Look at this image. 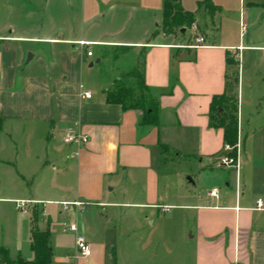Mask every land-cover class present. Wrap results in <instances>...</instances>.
<instances>
[{
    "label": "crops",
    "instance_id": "1",
    "mask_svg": "<svg viewBox=\"0 0 264 264\" xmlns=\"http://www.w3.org/2000/svg\"><path fill=\"white\" fill-rule=\"evenodd\" d=\"M166 1L42 0L43 35L0 29V248L14 249L12 260L32 261L36 214L51 264H264V56L236 50L264 48V0H211L214 12L179 0L194 24L172 34L162 30ZM196 36L204 47H191ZM104 64L108 78L84 82ZM139 67L158 126L106 101ZM236 90L242 154L230 177L216 165L223 130L210 116L213 99ZM68 130L87 145L64 144ZM184 166L186 182L172 176ZM15 201L36 205L23 213ZM69 224L91 247L87 261L75 260Z\"/></svg>",
    "mask_w": 264,
    "mask_h": 264
},
{
    "label": "trees",
    "instance_id": "2",
    "mask_svg": "<svg viewBox=\"0 0 264 264\" xmlns=\"http://www.w3.org/2000/svg\"><path fill=\"white\" fill-rule=\"evenodd\" d=\"M175 2L172 5V2ZM211 4V0H204ZM215 7L211 6V11H215ZM194 24L193 15L184 12L179 4V0H167L164 6L162 30L164 33L172 34L178 30L191 28ZM237 75L233 78L232 84H237ZM228 90V89H227ZM231 91V88H229ZM132 94L129 89L124 85L116 86L112 91L106 93V101L109 104L120 105L124 110H140L143 113L142 124L158 126V113L159 108L157 102L147 95L143 100L134 102L133 99L124 101L131 98ZM130 96V97H129ZM133 97V96H132ZM222 109L221 114L218 110ZM210 125L215 128L223 130V144L224 147L228 146L233 148L237 144L238 138V103L234 96L226 97L223 95L219 98H214L211 106ZM233 156L234 150L231 152L224 151L219 155ZM32 229H31V242L30 250L33 253L32 261H25L22 258L12 260L6 249L0 248V264H51L52 252L49 247L50 233L46 228L38 230L35 227L37 222V215L32 214Z\"/></svg>",
    "mask_w": 264,
    "mask_h": 264
},
{
    "label": "rangeland",
    "instance_id": "3",
    "mask_svg": "<svg viewBox=\"0 0 264 264\" xmlns=\"http://www.w3.org/2000/svg\"><path fill=\"white\" fill-rule=\"evenodd\" d=\"M42 0H0V29H3L4 26L6 24H9L11 27L13 28L14 32H19L20 34H23L25 36H41L46 32V29L44 27H41L40 25L43 24L45 21H47V13L45 10V8L42 6L41 4ZM174 1L172 2V5H174ZM199 6L201 8H203L204 10H206L207 12L211 11V4L201 0L199 2ZM42 9H44L43 11H41ZM41 11V12H40ZM236 15H238V5L236 7ZM40 19V20H39ZM243 22V21H242ZM243 24V23H242ZM240 25V27L235 24V31L236 34L237 32L239 33V29H241V27H243V25ZM9 28V29H10ZM7 30V33L10 32V30ZM245 29V28H244ZM261 31L263 32L264 29H261ZM249 34H251V30L249 29ZM33 45H27V47H30ZM93 52L94 54L96 53L95 48H93ZM28 56V55H27ZM27 59V58H25ZM110 65L108 64H104L101 66H98L97 68H94V70H91V75H89V77H85L84 78V82L87 81H94L96 80V78H108L110 76L111 69L109 67ZM28 67H34V63L31 64ZM237 67L234 69L235 71H237ZM98 70L101 71V76L98 74ZM108 73V74H107ZM109 75V76H108ZM135 75V79L129 78L127 80H124V87H126L127 89L130 90V92L132 93L130 96L131 98H127L126 101H124L125 104H127V101H129L130 99H133L134 102H137L139 100H143V98H146L147 93L146 91L143 89L142 86V80H141V68L139 67L137 69V71L134 73ZM117 79V78H116ZM259 88L255 89V94L257 93V90ZM245 90H248L245 88ZM129 96V97H130ZM133 96V97H132ZM233 96L235 97V93L233 94ZM238 94H237V90H236V98H237ZM234 169H228V173L230 177L234 176ZM181 172L183 173V180L186 182L188 181L187 178L188 177H192L190 175V173H186L187 170L184 166V168L182 170H178L174 169L172 172V176H176V174H179ZM175 179V178H174ZM188 186V185H187ZM192 186H188V189L191 190ZM172 212L174 210H171ZM6 212V211H4ZM44 224V223H43ZM45 226V224H44ZM46 229V228H44ZM43 229V230H44ZM6 239V237L3 235V241ZM4 243V242H3ZM16 251L13 249L12 251H10V257L11 259H13L16 256Z\"/></svg>",
    "mask_w": 264,
    "mask_h": 264
},
{
    "label": "built area",
    "instance_id": "4",
    "mask_svg": "<svg viewBox=\"0 0 264 264\" xmlns=\"http://www.w3.org/2000/svg\"><path fill=\"white\" fill-rule=\"evenodd\" d=\"M194 41H195V44L191 46L192 48H200V47H204L205 45V38L203 36H196ZM79 45L81 47L87 46L86 43L84 42H80ZM236 50L239 52L244 51V50H259L260 52H262L264 56V48L258 49V48H252V47L239 46L236 48ZM87 56L90 57L91 52H87ZM80 91L84 99L91 98V93L84 92L82 86H80ZM62 141L66 145L73 146L76 149H81L82 147L87 145V143L89 142V137L85 134L68 130L64 133L62 137ZM233 150H234V155L231 157L227 155L219 156L217 158L216 165L221 168L234 169L236 171L239 169V162H240V158L242 154L241 139H240L239 131H238L237 144L233 148H229L228 146L224 147V151L232 152ZM209 196L215 199H219L220 197L218 190L216 189L211 190L209 192ZM59 204L64 208V210H67L71 206L76 207V208H79L82 206V204L79 202H74V203L61 202ZM34 205H36V203L33 201H15L16 210L23 212V213L28 212L29 207L31 208ZM261 208H262V202L258 200L256 202V209L260 210ZM167 210L168 208L161 207V211L163 213L166 212ZM65 230L69 231L70 233L74 235L75 249H76L75 260L76 261H87L91 256V247L87 243L83 235L79 233L77 226L75 224H69L66 226ZM68 264H73V262H69Z\"/></svg>",
    "mask_w": 264,
    "mask_h": 264
},
{
    "label": "water",
    "instance_id": "5",
    "mask_svg": "<svg viewBox=\"0 0 264 264\" xmlns=\"http://www.w3.org/2000/svg\"><path fill=\"white\" fill-rule=\"evenodd\" d=\"M31 59H32V55L31 54H28V56H27V62H29ZM221 112H222V109H219L218 110V114H221Z\"/></svg>",
    "mask_w": 264,
    "mask_h": 264
}]
</instances>
